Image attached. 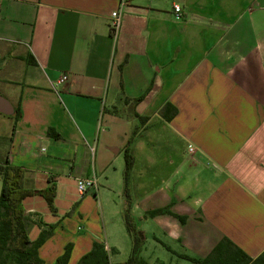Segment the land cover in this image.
Listing matches in <instances>:
<instances>
[{"label":"crops","instance_id":"1","mask_svg":"<svg viewBox=\"0 0 264 264\" xmlns=\"http://www.w3.org/2000/svg\"><path fill=\"white\" fill-rule=\"evenodd\" d=\"M0 95L19 109L0 113L4 159L25 189L55 187V212L38 195L23 201L31 240L39 223L56 225L42 258L60 244L63 190L87 177L94 196L111 186L133 131V211L167 252L142 247L143 259L184 264L173 252L204 258L223 238L252 259L264 252V0H0ZM157 209L168 212L144 218Z\"/></svg>","mask_w":264,"mask_h":264},{"label":"trees","instance_id":"2","mask_svg":"<svg viewBox=\"0 0 264 264\" xmlns=\"http://www.w3.org/2000/svg\"><path fill=\"white\" fill-rule=\"evenodd\" d=\"M135 98L134 103L139 102L143 96ZM19 114V109L14 110V118ZM159 114L165 121H170L176 114V108L170 103H166ZM139 120L145 118L137 116ZM135 134L133 131L132 136ZM132 136L127 141L124 150L123 184L125 203L123 205L122 217L131 239V250L127 259L123 262L113 263L110 261V249L105 243L94 240L89 251L84 253L76 264H150L140 256L142 249L141 239L134 227V218L131 213V195L129 190V178L132 169L133 158L130 153ZM24 170L20 167L12 166L7 159L0 163V264H45L39 254L40 247L53 234L54 224L39 223L43 226L38 236L31 240L28 235L29 222L25 216L23 201L27 197L38 195L47 203L50 211L55 212L54 198L55 187L50 185L43 189L34 191L23 187ZM167 209H157L147 212L144 218L154 217L158 214L167 213ZM176 216L184 222L180 216ZM72 244L64 246L63 252L56 258V264H67ZM176 256L191 262L192 264H264V252L257 258L252 259L242 250L235 246L227 238L220 240L204 258H195L188 255L177 254Z\"/></svg>","mask_w":264,"mask_h":264},{"label":"rangeland","instance_id":"3","mask_svg":"<svg viewBox=\"0 0 264 264\" xmlns=\"http://www.w3.org/2000/svg\"><path fill=\"white\" fill-rule=\"evenodd\" d=\"M3 118V117H2ZM6 120V119H3ZM4 122V123H3ZM0 123V132L6 133L8 131L6 121ZM8 139L6 137L0 136V161L4 159L6 149L8 147ZM118 166V168H117ZM120 167V168H119ZM116 170L110 169L111 176L109 174V179L111 180V186L98 187L99 194L93 195V193H87L88 200L83 201L80 205V198L74 187L73 189L63 190V200L61 203L66 205L62 206L63 211H61L60 218L61 222L58 224V229L61 235L56 236V240L59 241L58 248L52 247L47 250H43V260L45 264H56V258L63 252L64 246L68 243L72 244L71 253L67 264H76L78 259L87 252L86 240H101L105 242L110 249V261L113 263L123 262L129 256L131 250V239L127 233L123 217L122 210L125 203L124 195V184L120 183L118 180L113 179L116 175V179L120 180V176H123L124 169V153H120L118 157V163L116 162ZM131 171V175L135 173ZM104 174L100 177V181H104ZM99 181V185H100ZM1 186V182H0ZM97 190V189H96ZM130 195L133 197L139 189H130ZM91 191V190H90ZM67 194V196L65 195ZM64 199H66L64 201ZM85 202V203H84ZM81 206V207H80ZM131 213L134 218V227L137 231L139 238L141 239V245L147 253H154L159 257H165L167 252L161 247L156 249L152 247V242L148 238L144 239V234L142 232V227L146 226L144 220H139L137 217V211H133L131 207ZM56 225L54 224V227ZM152 231L151 228L148 229ZM31 233V232H30ZM95 237V238H93ZM93 238V239H92ZM54 245V243H52ZM59 254H56L58 253ZM49 253V254H48ZM45 254V255H44ZM55 255V256H54ZM41 256V255H40ZM184 264H190L189 262L183 261Z\"/></svg>","mask_w":264,"mask_h":264},{"label":"built area","instance_id":"4","mask_svg":"<svg viewBox=\"0 0 264 264\" xmlns=\"http://www.w3.org/2000/svg\"><path fill=\"white\" fill-rule=\"evenodd\" d=\"M173 10L175 12V16L180 17L181 7L178 4L173 5ZM119 24H120L119 15L118 12L115 10L111 12V20L109 22V30L111 34L115 35L117 29L119 28ZM67 79L68 76L66 74H61L60 77L53 83L52 85L53 89H56L57 86L66 82ZM96 187H97V182L93 177L75 179V189L79 197H82L90 190H95Z\"/></svg>","mask_w":264,"mask_h":264},{"label":"water","instance_id":"5","mask_svg":"<svg viewBox=\"0 0 264 264\" xmlns=\"http://www.w3.org/2000/svg\"><path fill=\"white\" fill-rule=\"evenodd\" d=\"M0 113L4 115H11L14 113L13 107L1 95H0Z\"/></svg>","mask_w":264,"mask_h":264}]
</instances>
